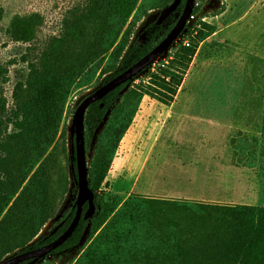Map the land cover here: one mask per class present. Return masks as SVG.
I'll list each match as a JSON object with an SVG mask.
<instances>
[{"label": "trees", "instance_id": "obj_1", "mask_svg": "<svg viewBox=\"0 0 264 264\" xmlns=\"http://www.w3.org/2000/svg\"><path fill=\"white\" fill-rule=\"evenodd\" d=\"M171 1L81 0L67 9L55 35L22 56L26 72L13 83L9 97L1 88L7 69L0 65V261L14 251L54 240L70 224L76 211L74 202L62 211L55 231L52 228L32 241L61 210V198L66 194L50 187L49 150L59 138L61 151L66 153L67 130L61 124L67 101L96 73L102 76L114 69L103 78L104 83L147 54L176 22L185 0L161 24L148 23L141 41L131 40L133 13L163 8ZM199 7L194 6L192 14ZM224 9L221 4L212 15ZM2 18L0 8V21ZM42 21L38 12L16 13L6 32L15 42L31 43ZM214 31L215 26L202 17L194 20L184 38L188 45L178 44L167 63L161 62L156 72H150L149 80L159 87L158 92H149L147 84L140 81L120 96L128 80L88 106L83 139L86 151L95 136L88 171L89 187L95 195L96 182L107 172L142 95L150 93L161 103L170 104L198 44ZM260 139L259 156L263 159L264 96ZM243 151L250 159L255 153L253 149ZM262 162L256 166L264 176ZM71 163H75L74 154ZM95 204V214L90 219L81 217L71 235L47 256L77 246L88 229V242L70 264H264V205L138 193L112 202L97 199ZM86 207L85 203L83 209Z\"/></svg>", "mask_w": 264, "mask_h": 264}, {"label": "rangeland", "instance_id": "obj_2", "mask_svg": "<svg viewBox=\"0 0 264 264\" xmlns=\"http://www.w3.org/2000/svg\"><path fill=\"white\" fill-rule=\"evenodd\" d=\"M80 1L0 0L3 9L0 65L7 69V80L1 88L6 97L10 96L13 83L25 75L22 56L30 49L43 46L55 35L67 9ZM221 4L224 11L212 15ZM198 5L199 10L192 14L193 7ZM161 9L135 10L131 40H142L144 27L158 17ZM192 10L177 39L151 65L129 80L120 96L140 81L147 84L145 89L149 92H158L159 87L149 80L150 72H156L161 62L167 63L178 44L186 45L183 40L189 36L196 18L202 17L213 24L214 33L198 44L170 104L161 103L150 93L142 95L107 172L96 182L94 201L122 200L130 193L149 192L158 197L160 192H197L196 198L185 200L264 205V176L256 166L262 161L264 165V157L259 156L264 96V0H195ZM30 12H38L43 19L34 40L31 43L13 41L6 32L11 16ZM163 37L161 34L157 43ZM113 72L111 69L102 76L96 73L88 84L75 89L67 101L61 124L67 130L66 153L61 151L59 138L49 150L50 187L53 192L66 194L61 198V210L32 241L54 228L62 211L76 198L69 149L73 113L81 99ZM255 140L257 145L253 146ZM94 142L95 136L86 150L87 173L92 166ZM243 148L254 150L251 159L246 157ZM87 242L88 229L77 246L53 252L35 264H70Z\"/></svg>", "mask_w": 264, "mask_h": 264}, {"label": "water", "instance_id": "obj_3", "mask_svg": "<svg viewBox=\"0 0 264 264\" xmlns=\"http://www.w3.org/2000/svg\"><path fill=\"white\" fill-rule=\"evenodd\" d=\"M180 1L181 0H172L170 4L162 8L158 17L154 20L155 24H161L177 8ZM193 4L194 0H185L182 11L176 22L147 54L139 58L123 71L110 77L107 81L96 87L91 93L84 96L78 103L74 110L69 129V138L71 140L69 145L70 154L71 156L72 154L75 155V163L70 164V170L74 176L73 180L77 186V194L74 200V205L76 207L75 214L67 228L54 240L35 248L19 251L1 260L0 264H35L38 260L45 258L50 252L60 246L71 235L81 217L90 219L95 214L96 204L94 201V193L89 187L87 154L83 139L85 112L91 103L102 99L106 94L113 91L121 84L131 80L163 54L184 29L190 17ZM85 203L87 207L84 210L83 206ZM58 225L59 224L53 228V231L57 229Z\"/></svg>", "mask_w": 264, "mask_h": 264}, {"label": "crops", "instance_id": "obj_4", "mask_svg": "<svg viewBox=\"0 0 264 264\" xmlns=\"http://www.w3.org/2000/svg\"><path fill=\"white\" fill-rule=\"evenodd\" d=\"M194 194H197V192H160L157 195L162 198L193 199L196 198L194 197ZM142 195L154 197L149 192H144Z\"/></svg>", "mask_w": 264, "mask_h": 264}, {"label": "built area", "instance_id": "obj_5", "mask_svg": "<svg viewBox=\"0 0 264 264\" xmlns=\"http://www.w3.org/2000/svg\"><path fill=\"white\" fill-rule=\"evenodd\" d=\"M194 3H195V0H194ZM190 18V17H189ZM183 42L186 44V45H188V42H187V40L185 39V40H183Z\"/></svg>", "mask_w": 264, "mask_h": 264}]
</instances>
